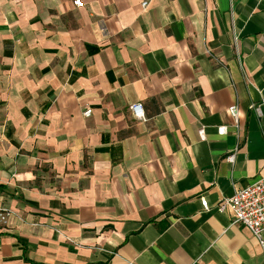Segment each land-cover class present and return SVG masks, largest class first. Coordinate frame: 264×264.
I'll list each match as a JSON object with an SVG mask.
<instances>
[{
  "label": "crops",
  "instance_id": "obj_1",
  "mask_svg": "<svg viewBox=\"0 0 264 264\" xmlns=\"http://www.w3.org/2000/svg\"><path fill=\"white\" fill-rule=\"evenodd\" d=\"M263 165L264 0H0V264H262Z\"/></svg>",
  "mask_w": 264,
  "mask_h": 264
},
{
  "label": "built area",
  "instance_id": "obj_2",
  "mask_svg": "<svg viewBox=\"0 0 264 264\" xmlns=\"http://www.w3.org/2000/svg\"><path fill=\"white\" fill-rule=\"evenodd\" d=\"M143 4L146 5L147 2L145 1ZM250 107L258 113H261L260 105L251 103ZM130 109L136 118H146V113L141 102L131 104ZM91 113L92 109L89 107L84 111L87 117L90 116ZM229 113L234 118V127L237 135L240 137L242 135V126L240 123V110L238 104L231 105L229 107ZM227 130V125L218 127L219 134H225ZM199 135L202 139L206 138L204 127H201L199 130ZM237 151L238 146L227 155V160L229 162L233 163L235 161ZM202 205L204 209H211L207 199L204 197L202 198ZM228 208L232 209L234 213L232 224L244 225L251 230L261 245L264 257V165L259 174V178L254 183L235 189L233 195L225 197L220 204L217 205V209L220 211H224ZM10 216L11 211L9 209L0 207V223L6 224ZM262 264H264V261Z\"/></svg>",
  "mask_w": 264,
  "mask_h": 264
}]
</instances>
